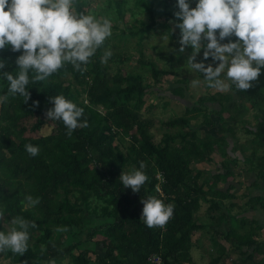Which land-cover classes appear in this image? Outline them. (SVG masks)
<instances>
[{
    "label": "trees",
    "instance_id": "1",
    "mask_svg": "<svg viewBox=\"0 0 264 264\" xmlns=\"http://www.w3.org/2000/svg\"><path fill=\"white\" fill-rule=\"evenodd\" d=\"M20 51H13L11 46L0 49V58L6 61L5 70H18L16 57ZM152 69L154 75H158L154 63ZM68 71L84 85L94 103L110 108L108 117L115 126L137 129L138 153H145L156 161L165 177L162 189L166 203L175 205L174 215L164 226L149 227L141 217L142 198L152 195L159 182L156 173L145 171L149 179L139 192L130 186L124 187L120 181L119 167L126 163V156L113 144V125L106 122V116L90 105L76 102L85 109L81 119H86L88 124L77 127L71 135L62 120L47 118L46 110L54 103L49 99L51 95L62 93L74 101L71 86L64 78ZM32 75L34 71L30 70ZM89 76H92L91 83L86 81ZM8 84L0 77V92L7 96L0 108V207L4 208L8 219L22 214L35 220L36 226L31 229L35 243L29 242V250L21 255L2 252L7 258L16 263L28 259L50 262L68 254L72 264H150L149 258L157 254L163 264L192 261L193 235L203 227L193 220V214L199 209L206 190L201 185L186 182L191 166L182 151L172 149L169 143L161 148L155 144L145 120L138 113L148 87L139 75L111 77L101 60H96L93 70L86 66L83 71L66 62L45 80H30L27 101L23 96H13ZM233 87L240 97L259 103L264 89V71L249 89ZM133 99L135 103L131 107ZM257 136L264 144V120L257 127ZM29 142L39 146L37 155L27 152L25 146ZM219 148L217 140H209L202 145L192 142L186 151L206 160L208 152H217ZM141 161L136 158V167ZM259 166L264 171V161ZM57 189H63L75 199L55 200L53 193ZM28 193L39 196V204L28 205L25 200ZM92 198L103 204L100 212L97 205L93 206ZM257 199L264 210V197ZM62 226L69 228L65 240L55 237V228ZM84 232L87 239L76 242L75 236ZM96 234H101L102 238L96 240ZM86 241L90 242V248L86 247ZM250 243L258 241L251 234L245 235L241 244ZM98 244L105 249L103 255L96 251ZM257 249L247 256L250 264H264V257L256 255Z\"/></svg>",
    "mask_w": 264,
    "mask_h": 264
},
{
    "label": "rangeland",
    "instance_id": "2",
    "mask_svg": "<svg viewBox=\"0 0 264 264\" xmlns=\"http://www.w3.org/2000/svg\"><path fill=\"white\" fill-rule=\"evenodd\" d=\"M194 3L195 0L192 6ZM177 7L176 0H74L73 4L78 12H91L112 21V35L90 58L88 70H93L96 60H101L111 77L135 74L142 78L148 87L143 95L145 102L138 110L140 118L145 120L158 147L169 143L172 149L182 151L189 159L191 171L186 182L201 185L206 190L199 209L193 214V220L203 227L193 235L192 261L185 264H250L247 256L255 248H258L256 255L264 257V210L257 199L264 197V171L259 166L264 161V144L257 136V127L264 120V89L261 101L255 103L252 99L240 97L234 84L219 90L208 85L203 73L192 71L187 62L191 46L180 51L181 32L177 25L179 18L175 16ZM106 49H110L112 55L105 63L101 58ZM203 51L202 48L197 54V60L204 59ZM208 62L218 63L211 57L206 64ZM153 63L158 75H154ZM64 78L71 86L75 102L94 107L106 116L109 125H113V144L126 156V163L119 167L120 172L136 167V158H141L146 164L144 171L151 170L159 180L162 172L156 161L145 153H138L137 129L115 126L108 117L110 108L94 103L73 73L68 71ZM194 79L200 80V84L194 85ZM224 79L227 81L226 76ZM86 81L91 83L92 76ZM4 96L0 92V108L6 102ZM134 103L135 99L131 100L130 106ZM209 140H217L220 148L217 152H208L206 160L187 153L192 142L202 145ZM160 184L163 187L164 183ZM220 193L228 196L223 198ZM152 195L166 202L165 194L156 188ZM53 196L58 201L67 197L75 199L63 189L55 190ZM92 200L100 212L103 204L97 198ZM4 217V228L7 229L10 223L5 214ZM0 227H3L2 223ZM68 233V227L55 228L56 238L65 240ZM248 234L253 235L258 243L241 244ZM101 238V234L95 235L96 240ZM86 239L87 232L74 238L76 242ZM30 243H35L32 236ZM85 245L90 248L89 241ZM95 248L98 254L105 253L102 244ZM88 250L95 258L91 249ZM55 261L56 264H72L68 254ZM0 264H49V261L28 259L16 263L0 253ZM150 264L163 262L161 258L159 261L153 259Z\"/></svg>",
    "mask_w": 264,
    "mask_h": 264
},
{
    "label": "clouds",
    "instance_id": "3",
    "mask_svg": "<svg viewBox=\"0 0 264 264\" xmlns=\"http://www.w3.org/2000/svg\"><path fill=\"white\" fill-rule=\"evenodd\" d=\"M73 4L74 0H0V49L6 46H11L13 51L22 49L16 57L18 70L15 72L5 70L6 61L0 58V77L9 82L8 91L13 96H23L27 101L30 80L43 81L66 62L86 70L90 58L112 35L110 18L78 12ZM176 4L180 51L191 46L187 57L190 69L203 73L208 85L219 90L233 84L238 89L252 87L264 71V0H195L194 6L193 0H176ZM233 36L236 39H231ZM202 48L204 59L197 60ZM111 55V50L106 49L101 59L106 63ZM209 57L218 63L206 64ZM30 70L34 75L30 76ZM193 84L199 85L200 80L194 79ZM49 99L54 103L46 110L47 118L62 120L69 135L77 127L87 126L88 121L81 119L85 112L82 106L62 93ZM25 147L33 156L40 151L31 142ZM145 167L141 161L139 167L124 169L119 176L123 186L139 192L149 179ZM25 200L35 206L40 197L28 193ZM142 202L141 217L149 227L164 226L174 215L175 205L155 195L143 197ZM4 214V208L0 207L3 224L0 253L10 251L21 255L29 250L31 229L36 221L16 214L11 216L10 227L5 229ZM49 264H56L55 259Z\"/></svg>",
    "mask_w": 264,
    "mask_h": 264
},
{
    "label": "built area",
    "instance_id": "4",
    "mask_svg": "<svg viewBox=\"0 0 264 264\" xmlns=\"http://www.w3.org/2000/svg\"><path fill=\"white\" fill-rule=\"evenodd\" d=\"M161 182H165V177L162 173L159 174V183L156 185V189L159 191V193L163 194V189L161 187ZM160 256L157 254H153L149 259L152 261L153 259H157L158 261L160 260Z\"/></svg>",
    "mask_w": 264,
    "mask_h": 264
}]
</instances>
